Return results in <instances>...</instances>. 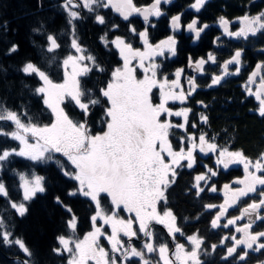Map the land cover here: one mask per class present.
<instances>
[{"label":"snow or ice","instance_id":"obj_1","mask_svg":"<svg viewBox=\"0 0 264 264\" xmlns=\"http://www.w3.org/2000/svg\"><path fill=\"white\" fill-rule=\"evenodd\" d=\"M172 3L173 0H151L150 4L137 6L134 0H61L60 7L66 13L65 31L59 35L47 33L42 22L32 28L44 41L39 46L44 54V67L26 61L18 69L24 76L37 80V86L30 91L39 97L48 113V122L34 118L26 107L14 110L0 103V138L17 142L15 147H0V173L14 157L33 166L55 163L62 176L71 182L65 195L82 197L90 204L89 230L81 235L80 218L71 206L59 195L53 198L67 219L63 233L56 237L58 246L52 251L66 257V264H206L201 257L210 256L221 247L225 249L223 261L247 264L250 252H264V230H254L258 222L264 224V153L253 160L242 151L221 147L215 136L189 131L198 125L190 123L192 109L184 105L200 87L198 76L185 75L184 68H177L170 79L162 71V60L177 56L176 33L182 29L191 33L195 43L211 25L201 24L198 16L184 25V13H177L169 18L172 34L153 43L149 29L157 25L151 18L159 20L166 16L161 6ZM206 3L208 0H193L188 9L198 14ZM103 10L118 14L126 23L129 37L137 38L142 47H134L129 37L115 35L120 24L109 23ZM83 12L92 16L96 24L105 26L99 41L106 50L115 49L120 61L111 69L102 66L79 42L76 22L85 18ZM134 16L142 18V30L135 27L131 20ZM234 23L239 25L236 30L231 29ZM216 24L222 32L214 37L213 45L223 46L222 37L248 42L258 34L264 35V11L255 15L246 12L234 21L220 16ZM60 36H67L68 42L62 45ZM62 47L67 49L63 56ZM18 51L19 46L12 44L7 54ZM259 51L264 53V48ZM243 52L242 47L236 48L222 64H218L214 52L196 60L189 55L187 67L203 76L206 65H218L219 74L213 73L207 85L211 88L228 76L240 74ZM157 58L162 60L158 62ZM53 65L61 77L59 80L53 79L49 71ZM232 65L234 71L229 70ZM94 72L106 74V79L89 87L90 81L85 78ZM243 87L246 95L258 102V114L264 117V61L255 65ZM177 103L182 107L172 106ZM197 103L207 107L203 101ZM94 123L99 126L97 131H93ZM199 123L206 125L207 115L200 113ZM9 127L11 130H6ZM176 130L181 133L179 136ZM198 154L214 156L215 166L204 164L205 171L192 177L188 191L194 190L196 197L206 190L218 191L210 181L220 169L242 165L244 172L243 178L223 185V203L203 205L206 211L216 210L210 221L212 229H230L234 233L224 235L218 244L210 246L198 231L186 234L168 207L169 190L177 185L183 170L189 173L195 170ZM12 171L18 179L20 199H11L3 179L0 198L5 199L14 216L23 218L28 213V204L38 194L47 192L46 178L37 174L34 167L30 172ZM246 197L250 202L241 207L239 215L230 216L229 209ZM156 225L163 227L168 240H161ZM181 237L185 242H181ZM0 245L15 247L22 254L18 264H34L32 250L23 238L14 235L3 216H0Z\"/></svg>","mask_w":264,"mask_h":264},{"label":"trees","instance_id":"obj_2","mask_svg":"<svg viewBox=\"0 0 264 264\" xmlns=\"http://www.w3.org/2000/svg\"><path fill=\"white\" fill-rule=\"evenodd\" d=\"M151 0H134L139 5H146ZM61 0H0V103L5 104L8 108L20 110L26 107L29 114L37 118L42 123L48 122V113L43 109L39 102V97L33 96L30 89L37 86V80L33 77H26L18 69L26 62L32 61L44 67V54L40 50L43 44V38L32 32L33 27H38L42 22L44 30L47 33L59 35L65 31L66 13L60 7ZM42 5V6H41ZM164 11L167 15L159 20L152 19L156 23V28L149 29L150 39L153 43L159 41L168 35L166 18L174 13L167 7ZM264 11V0H208L200 13L187 11L185 17L190 15L198 16L200 23L211 25L199 41L189 44L188 35L177 33V56L171 59L162 60V71L168 74L182 67L184 57L191 55L194 57L206 56L208 52H214L217 56L218 64L227 60L236 48H243L242 55L243 66L238 76H228L220 85L208 88L210 78L213 73L219 74L218 65H206V74L198 76L197 83L200 87L189 97L187 104L184 105L192 109L190 113V123H197L198 127L189 131L197 135L201 131L206 132L209 137L215 136V142L221 147H229L230 150L242 151L247 157L255 160L261 153H264V117L258 114V102L254 97H248L244 90L249 74L254 70L258 62L264 61V53L259 51L264 48V35L256 38H250L248 42L229 40L222 37L223 46L217 47L212 44L215 36L221 35L219 27L214 26L217 18L226 17L230 21L243 16L246 12L255 15ZM106 13V19L109 23H118L120 28L115 35L129 37L126 29V23L123 22L119 15L111 10H103ZM85 17L76 22V32L79 42L88 49L97 61L107 69L120 63L115 50H106L99 41V37L105 31V26L98 25L94 22L92 16L83 12ZM135 27L142 30L143 21L135 16L131 18ZM236 23L231 25L234 30ZM133 40L134 47H141L137 38L129 37ZM60 42H68L67 36H60ZM35 42V43H34ZM16 44L19 51L12 55L7 54L8 48ZM67 49L62 47L60 55L66 54ZM159 60V62L161 61ZM231 71L235 70V65L230 66ZM52 78L59 80L55 66L49 69ZM259 78V77H258ZM90 81L89 87L96 84L98 80L106 79V74L92 73L85 78ZM259 81V79H258ZM27 85V87H25ZM254 88V87H253ZM198 101H203L207 107H202ZM174 108L182 107L178 103L172 105ZM70 114H73L71 106L68 107ZM203 113L208 117L206 125L199 123V114ZM78 118V117H74ZM95 119V118H94ZM177 121L179 118H173ZM99 129L98 124H93V131ZM6 130H11L10 127ZM181 133L176 130V135ZM17 142L0 138V147H15ZM58 158L59 154H57ZM62 159V158H61ZM204 164L214 167L213 156L209 154L205 158L198 156V163L195 170L189 173L185 169L178 177L177 185L170 189L168 207L172 209L177 217V223L188 235L199 232L204 237L206 245L218 244L224 235L234 234L230 229H212L210 221L215 209L206 211L204 204L219 205L222 202L219 191L226 183H231L237 178H243V169L238 165L230 166L227 170L220 169L215 177H211V183H215L218 191L212 193L205 191L200 197H196L194 190L188 191L190 181L194 175L204 172ZM34 167L37 174L46 178L47 192L38 194L37 197L28 204V213L20 218L14 216L13 210L7 206L4 198H0V216H3L9 223L10 229L15 236L24 239L28 247L33 252L34 264H66V257L57 256L52 249L57 247L56 237L64 231V221L67 215L62 208L54 203V196L59 195L69 204L73 212L80 218L79 231L82 235L89 230L88 217L92 211L89 202L82 197L68 198L65 193L70 183L60 173L55 163L39 164L33 166L29 161L14 157L11 162L6 163L3 173H0V179L6 184L9 190V196L12 200L19 201L20 193L17 190L18 179L13 175V169L19 172H30ZM233 187H238L233 185ZM249 198H243L233 209H229L230 216H236L239 209ZM200 219L197 220L196 217ZM185 217L188 219L185 220ZM243 224L244 221H239ZM157 235L161 240H168L166 232L161 226H155ZM255 231L264 230V224L257 223L254 226ZM238 237L240 234H236ZM181 242H185L181 237ZM170 243V241H168ZM136 243V242H135ZM230 244V241H226ZM138 246V244H137ZM224 248H218L210 256H202L206 264H229L221 259ZM22 254L15 247H5L0 245V264H18L22 260ZM231 260V258H230ZM264 261V252H250L247 264H260Z\"/></svg>","mask_w":264,"mask_h":264},{"label":"flooded vegetation","instance_id":"obj_3","mask_svg":"<svg viewBox=\"0 0 264 264\" xmlns=\"http://www.w3.org/2000/svg\"><path fill=\"white\" fill-rule=\"evenodd\" d=\"M192 2H193V0H173V3H172V4H169V5H162L161 7H162V10H163V11H167V10H166L167 7L170 9V11H174V13H173L172 15H175V14H177V13H181V12H183L184 15L182 16V24L186 25V24H187L188 22H190L191 19L194 17V15H190V16H188V17H185V13H186L187 11H190V12L193 13V10L188 9V5H190ZM150 3H151V1H150L148 4H150ZM139 6H141V5H139ZM117 15H118V14H117ZM172 15L168 16V17L166 18V21H165L166 26H167V29H168V35H169V34H172V33H171V30H170L169 27H168L169 18H170ZM135 17H136V16H135ZM136 18H137V17H136ZM137 19H138V18H137ZM152 19H155V18H152ZM213 25L218 27V25H216V23L213 24ZM238 27H239V25L236 24V27H235L234 30H236ZM219 29H220V28H219ZM220 31H221V29H220ZM179 33H183V34L188 35V40H187L188 43H189V44H193V36H192L191 33H188V32H186V31H184L183 29H182ZM176 34H177V33H176ZM168 35H167V36H168ZM165 37H166V36H165ZM165 37H164V38H165ZM162 39H163V38H162ZM188 57H189V55H186V56L184 57L183 65H182V67H180V68H184V69H185V75H189V76H190V75H195V74H197V73H195V72H191V71H188V70H187ZM198 58H200V57H194L193 59L196 60V59H198ZM175 70H176V69H175ZM258 79H259V78H257V82H258ZM183 80H184V77L181 78V81H183ZM252 87H255V85H253Z\"/></svg>","mask_w":264,"mask_h":264},{"label":"rangeland","instance_id":"obj_4","mask_svg":"<svg viewBox=\"0 0 264 264\" xmlns=\"http://www.w3.org/2000/svg\"><path fill=\"white\" fill-rule=\"evenodd\" d=\"M153 18H155V17H153ZM217 25V24H216ZM221 31H222V29H221ZM142 47V46H141ZM115 50V49H114ZM158 59V62H159V60H161L162 58H157ZM175 71V70H174ZM173 71V72H174ZM231 71V70H230ZM252 71H253V69H252ZM172 72V73H173ZM171 73V74H172ZM170 79L171 78H173L172 77V75H170V77H169ZM182 83H184V80L182 81ZM185 87H186V85H185ZM253 90H255V87L253 88ZM198 156L200 157V158H205L206 156H204V155H202V154H198ZM214 156H213V164H214ZM230 166H233V165H230ZM238 166H240L242 169H243V166L242 165H238ZM223 188V187H222ZM222 188H221V190L219 191V194L221 195V198H222V202L221 203H223V191H222ZM234 208V207H233ZM233 208H231V209H233ZM241 209V208H240ZM240 209H239V211H240ZM238 215H239V213H238ZM160 226V225H159ZM161 228L163 229V227L161 226ZM165 231V230H164ZM166 232V231H165ZM138 245H139V242H136ZM105 244H106V241H105Z\"/></svg>","mask_w":264,"mask_h":264},{"label":"water","instance_id":"obj_5","mask_svg":"<svg viewBox=\"0 0 264 264\" xmlns=\"http://www.w3.org/2000/svg\"><path fill=\"white\" fill-rule=\"evenodd\" d=\"M136 17H137L139 20L142 21V18H141V17H138V16H136ZM187 70L193 72L192 69H189L188 67H187ZM244 222H245V221H244Z\"/></svg>","mask_w":264,"mask_h":264}]
</instances>
